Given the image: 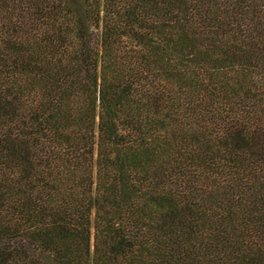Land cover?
Here are the masks:
<instances>
[{"label":"trees","instance_id":"16d2710c","mask_svg":"<svg viewBox=\"0 0 264 264\" xmlns=\"http://www.w3.org/2000/svg\"><path fill=\"white\" fill-rule=\"evenodd\" d=\"M0 264H264V0H0Z\"/></svg>","mask_w":264,"mask_h":264}]
</instances>
